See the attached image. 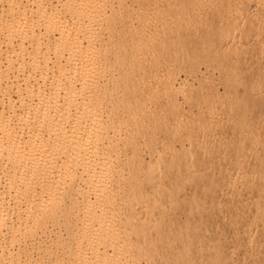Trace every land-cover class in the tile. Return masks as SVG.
<instances>
[{
  "label": "rangeland",
  "instance_id": "obj_1",
  "mask_svg": "<svg viewBox=\"0 0 264 264\" xmlns=\"http://www.w3.org/2000/svg\"><path fill=\"white\" fill-rule=\"evenodd\" d=\"M255 3L108 2L119 16L113 29L101 27L98 47L117 55L116 40L131 54L100 63L91 82L107 127L96 176L113 171L102 177L110 200L96 211L140 220L119 239L122 263L264 264V10ZM86 176L71 198L56 186L66 208L95 200ZM64 220L43 223L42 249H28L33 260L68 240Z\"/></svg>",
  "mask_w": 264,
  "mask_h": 264
},
{
  "label": "bare ground",
  "instance_id": "obj_2",
  "mask_svg": "<svg viewBox=\"0 0 264 264\" xmlns=\"http://www.w3.org/2000/svg\"><path fill=\"white\" fill-rule=\"evenodd\" d=\"M109 1L0 0V264H131L121 262L116 248L140 220H106L96 211L110 200L102 177L112 169L96 176L107 127L102 109L93 105L100 90L91 82L103 71L100 63L131 54L128 44L116 40L111 45L117 55L98 47L101 27L113 29L119 16L107 12ZM249 1L264 10V0ZM137 103L124 112L136 115L130 111ZM83 174L81 182L96 197L74 211L55 194L56 186L66 187L64 196L71 198ZM61 217L70 219L64 220L68 240L56 239L45 261L33 260L28 249H42V225Z\"/></svg>",
  "mask_w": 264,
  "mask_h": 264
}]
</instances>
